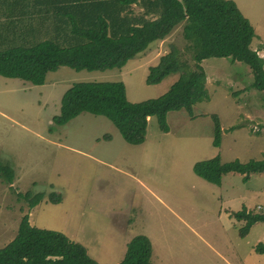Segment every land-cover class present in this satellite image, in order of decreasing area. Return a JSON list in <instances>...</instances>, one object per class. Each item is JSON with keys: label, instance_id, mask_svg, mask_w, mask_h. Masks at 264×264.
<instances>
[{"label": "rangeland", "instance_id": "rangeland-1", "mask_svg": "<svg viewBox=\"0 0 264 264\" xmlns=\"http://www.w3.org/2000/svg\"><path fill=\"white\" fill-rule=\"evenodd\" d=\"M231 1L253 27L251 47L264 59V0ZM185 45L178 26L122 69L60 67L42 86L0 77V168L14 172L9 186L0 177V248L27 214L31 226L65 234L89 247L91 258L98 253L100 264H118L128 241L142 235L153 264H264V255L254 252L264 244V223L241 238L245 223L234 218L243 208L264 215V173L247 180L230 173L215 186L192 170L215 156L222 163L264 157V91L252 87L247 65L205 60L208 100L192 114L169 112L167 133L149 118L143 144H127L108 119L88 113L49 131L63 94L75 83L122 82L131 103L162 96L177 75L147 85L149 68L172 46L189 59ZM213 116L221 128L219 147L212 144ZM27 192L44 198L29 209L17 196ZM50 194L61 202L50 203Z\"/></svg>", "mask_w": 264, "mask_h": 264}, {"label": "trees", "instance_id": "trees-1", "mask_svg": "<svg viewBox=\"0 0 264 264\" xmlns=\"http://www.w3.org/2000/svg\"><path fill=\"white\" fill-rule=\"evenodd\" d=\"M46 3V1H45ZM44 34L50 37L31 44L10 46L0 50V77L18 79L35 86L45 84L49 73L60 67L75 71H106L122 69L128 61L147 51L148 47L171 35L178 26L186 42L189 59L172 46L149 68L147 85L159 84L170 75L177 80L162 96L138 103L126 97L122 82L75 83L63 94L58 115L49 128L61 127L82 113L103 116L130 145L146 140L148 119L154 117L162 132H168L169 112L185 110L208 100L206 75L202 67L211 58L229 59L247 65L254 77L252 87L264 91V59L251 47L254 30L235 2L231 0H47L39 6ZM136 9V10H135ZM213 146L221 143V128L217 117ZM194 174L215 186L222 177L236 173L247 180L250 175L264 173V157L241 163H222L219 156L198 162ZM6 185L13 183L12 168H0ZM29 209L44 198L43 193L17 194ZM50 203L59 204L61 197L50 194ZM244 221L240 237L244 238L256 223H264L263 214L235 213ZM254 252L264 255V244ZM151 245L147 237L136 236L126 244L118 264L151 263ZM0 264H99L80 243L65 234L30 225L25 214L16 235L0 248Z\"/></svg>", "mask_w": 264, "mask_h": 264}, {"label": "crops", "instance_id": "crops-1", "mask_svg": "<svg viewBox=\"0 0 264 264\" xmlns=\"http://www.w3.org/2000/svg\"><path fill=\"white\" fill-rule=\"evenodd\" d=\"M45 1L0 0V47L31 44L50 37L40 25L39 6L46 4ZM86 248L89 252V247ZM97 256L94 259L98 262L101 256L98 253Z\"/></svg>", "mask_w": 264, "mask_h": 264}]
</instances>
